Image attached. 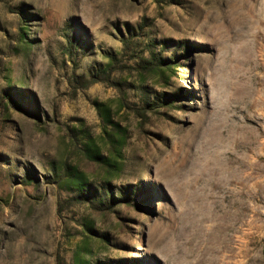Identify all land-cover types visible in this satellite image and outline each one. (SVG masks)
Returning <instances> with one entry per match:
<instances>
[{"label":"rangeland","instance_id":"374dc122","mask_svg":"<svg viewBox=\"0 0 264 264\" xmlns=\"http://www.w3.org/2000/svg\"><path fill=\"white\" fill-rule=\"evenodd\" d=\"M0 264H264V0H0Z\"/></svg>","mask_w":264,"mask_h":264},{"label":"bare ground","instance_id":"6f19581e","mask_svg":"<svg viewBox=\"0 0 264 264\" xmlns=\"http://www.w3.org/2000/svg\"><path fill=\"white\" fill-rule=\"evenodd\" d=\"M242 199V198H241Z\"/></svg>","mask_w":264,"mask_h":264}]
</instances>
